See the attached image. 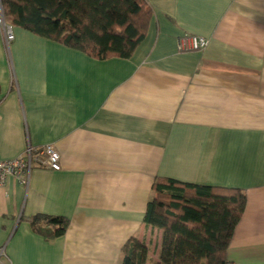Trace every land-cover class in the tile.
Masks as SVG:
<instances>
[{"label":"crops","instance_id":"1","mask_svg":"<svg viewBox=\"0 0 264 264\" xmlns=\"http://www.w3.org/2000/svg\"><path fill=\"white\" fill-rule=\"evenodd\" d=\"M144 1L129 58H93L5 14L0 160L51 145L61 170L0 187V264H122L132 239L159 263L164 231L145 216L161 178L244 194L226 259L264 264V0ZM193 36L209 46L179 51ZM58 220L68 228L51 238Z\"/></svg>","mask_w":264,"mask_h":264},{"label":"trees","instance_id":"2","mask_svg":"<svg viewBox=\"0 0 264 264\" xmlns=\"http://www.w3.org/2000/svg\"><path fill=\"white\" fill-rule=\"evenodd\" d=\"M8 20L40 37L97 59L129 58L149 26L144 0H0ZM145 223L163 229L157 264H228L227 247L242 218L245 196L158 179ZM51 238L63 236L68 222ZM148 249L132 239L122 264H148Z\"/></svg>","mask_w":264,"mask_h":264},{"label":"built area","instance_id":"3","mask_svg":"<svg viewBox=\"0 0 264 264\" xmlns=\"http://www.w3.org/2000/svg\"><path fill=\"white\" fill-rule=\"evenodd\" d=\"M0 25L4 30L6 42L9 44L14 40L15 36L13 28L5 23V13L1 3ZM177 45L181 52L202 51L209 46V40L199 36L180 38ZM42 165H47L53 171L58 172L61 170V156L53 146L47 145L41 149L29 146L23 154L15 160H0V187H2L11 176L20 177L21 175H27L28 180L32 169ZM25 181L26 178L24 179V182ZM2 257H4V250L0 249V259Z\"/></svg>","mask_w":264,"mask_h":264}]
</instances>
